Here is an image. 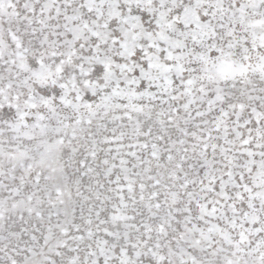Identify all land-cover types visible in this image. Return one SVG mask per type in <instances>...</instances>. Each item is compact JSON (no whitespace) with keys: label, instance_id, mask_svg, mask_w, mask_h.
Segmentation results:
<instances>
[{"label":"snow or ice","instance_id":"6c2138e0","mask_svg":"<svg viewBox=\"0 0 264 264\" xmlns=\"http://www.w3.org/2000/svg\"><path fill=\"white\" fill-rule=\"evenodd\" d=\"M0 264H264V0H0Z\"/></svg>","mask_w":264,"mask_h":264}]
</instances>
